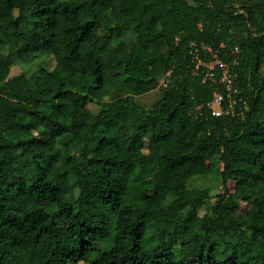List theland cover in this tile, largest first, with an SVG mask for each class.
Returning <instances> with one entry per match:
<instances>
[{"label": "trees", "instance_id": "1", "mask_svg": "<svg viewBox=\"0 0 264 264\" xmlns=\"http://www.w3.org/2000/svg\"><path fill=\"white\" fill-rule=\"evenodd\" d=\"M82 261L264 264V0H0V264Z\"/></svg>", "mask_w": 264, "mask_h": 264}, {"label": "rangeland", "instance_id": "2", "mask_svg": "<svg viewBox=\"0 0 264 264\" xmlns=\"http://www.w3.org/2000/svg\"><path fill=\"white\" fill-rule=\"evenodd\" d=\"M4 50H6V48H4ZM42 59V58H40ZM36 60V59H30V60H18L12 67V73L11 75H17V74H20L22 72H28L30 70H32L35 65L37 64V62L40 60ZM48 61V59H47ZM47 65L49 67H53L55 65V60L54 58L50 59L48 62H47ZM160 96V91L159 89H154V90H151L149 92H146V93H143V94H140V95H137V100L143 104V105H146V106H149L151 105L158 97ZM91 107H92V110L96 113L99 111V104L96 103V102H93L91 104ZM194 184L197 186V187H204V186H209L211 188V199L209 200V202H213L215 199H216V194L221 192L223 190V187H222V183H221V180H220V177L218 175H209V176H206V177H199V178H196V180L194 181ZM154 190L151 189L150 190V193H153ZM206 207H207V204L205 205H202L200 208H199V212L200 214H203L205 211H206ZM98 253L95 252L93 254V257L94 256H97ZM80 264H88V262L86 261H82Z\"/></svg>", "mask_w": 264, "mask_h": 264}, {"label": "built area", "instance_id": "3", "mask_svg": "<svg viewBox=\"0 0 264 264\" xmlns=\"http://www.w3.org/2000/svg\"><path fill=\"white\" fill-rule=\"evenodd\" d=\"M206 75L210 79L217 81H223L227 85V89L231 90L233 83V74L230 72L229 66L226 62H223L220 58H216L207 65ZM217 69H221V75L217 76ZM225 95L223 93H216L214 97L206 103L208 109L211 110L213 115H221L223 112L228 111L224 105ZM232 106V104H230Z\"/></svg>", "mask_w": 264, "mask_h": 264}]
</instances>
